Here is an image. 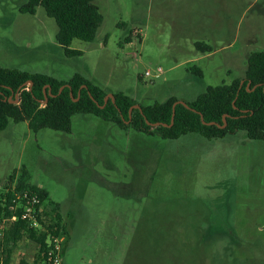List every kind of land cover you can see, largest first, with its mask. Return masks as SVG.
Listing matches in <instances>:
<instances>
[{"label":"rangeland","instance_id":"rangeland-1","mask_svg":"<svg viewBox=\"0 0 264 264\" xmlns=\"http://www.w3.org/2000/svg\"><path fill=\"white\" fill-rule=\"evenodd\" d=\"M25 1L1 0L2 67L79 73L141 105L191 102L243 78L247 57L264 51V0H96L103 19L93 41L72 40L79 56L64 54L42 7L19 11ZM23 170L60 207L64 264H264V140L243 131L169 140L91 114L73 115L69 133L9 121L0 195ZM38 248L23 238L11 264H43Z\"/></svg>","mask_w":264,"mask_h":264},{"label":"trees","instance_id":"trees-1","mask_svg":"<svg viewBox=\"0 0 264 264\" xmlns=\"http://www.w3.org/2000/svg\"><path fill=\"white\" fill-rule=\"evenodd\" d=\"M95 1L26 0L19 11L33 15L38 6L42 7L56 23L55 39L64 54L79 56L82 52L70 47L72 40L93 41L103 19ZM195 48L200 52L212 50L201 42H195ZM192 69L196 76L202 77L198 68ZM107 94L79 73H74L68 80H58L43 73L0 65V131L9 121H25L32 132L51 129L69 133L73 115L91 114L120 129L130 127L147 135L157 134L162 139L173 140L195 133L210 140L243 131L248 139L264 140V51H254L247 57L243 78L207 86L195 100L185 102L188 107L176 104L172 123V105L177 101L174 97L163 103L141 105L122 92L112 93L113 98ZM45 95L46 102L43 101ZM15 98V103L9 101ZM146 121L160 124L151 126ZM9 182H13V174ZM28 187L37 190L44 204L39 219L42 228L32 229L20 218L10 223L0 239V264H11L13 248L25 237H32L38 244L39 259L42 260L47 238L58 236L62 229L59 205L49 201L46 190L27 182V173L23 170L15 181L14 191ZM11 198L9 190L0 195V219L13 213L8 209ZM15 213L19 214L18 211Z\"/></svg>","mask_w":264,"mask_h":264},{"label":"built area","instance_id":"built-area-1","mask_svg":"<svg viewBox=\"0 0 264 264\" xmlns=\"http://www.w3.org/2000/svg\"><path fill=\"white\" fill-rule=\"evenodd\" d=\"M136 34L139 38L143 37V30L138 28ZM155 76L161 72V68L156 69ZM145 76H151L149 71L144 73ZM39 187V186H38ZM12 192V198L10 199V204L8 209L13 213L9 217H3L0 219V235L3 234L5 224L12 223L20 218L26 222V224L32 229L42 228L40 224V215L43 210L44 204L41 202L40 196L36 189L33 187H28L22 191H14V185L6 189V191ZM4 201V198L2 199ZM3 205V204H2ZM19 212L16 215L15 212ZM42 263L43 264H64L62 257V247L61 239L59 236H49L46 240V246L42 252Z\"/></svg>","mask_w":264,"mask_h":264},{"label":"water","instance_id":"water-1","mask_svg":"<svg viewBox=\"0 0 264 264\" xmlns=\"http://www.w3.org/2000/svg\"><path fill=\"white\" fill-rule=\"evenodd\" d=\"M29 84H30V82H28ZM241 83H242V81H241ZM63 88V86L59 89V91L61 90ZM46 97H47V95H45V99L43 100L44 102H46ZM107 97H110V98H113V96H112V94L111 93H108L107 94ZM10 102H13V103H15L16 102V98L14 99V100H9ZM182 104V105H184V106H186V107H188V105L184 102V101H181V100H177L176 102H174L173 103V105H172V118H171V123L173 122V115H174V107H175V105L176 104ZM135 107H138V105H135ZM131 110V109H130ZM200 118L202 119V116L200 115ZM148 124H150L151 126H157V125H159L160 123L159 122H156V123H150V122H148V121H146ZM207 124H214L213 122H208ZM165 125V124H164Z\"/></svg>","mask_w":264,"mask_h":264},{"label":"crops","instance_id":"crops-1","mask_svg":"<svg viewBox=\"0 0 264 264\" xmlns=\"http://www.w3.org/2000/svg\"><path fill=\"white\" fill-rule=\"evenodd\" d=\"M103 45V44H102ZM207 55H209V53H207ZM37 186H39V187H41L40 185H37ZM42 188V187H41ZM59 210H60V207H59Z\"/></svg>","mask_w":264,"mask_h":264}]
</instances>
